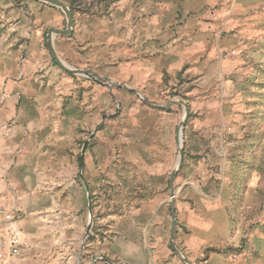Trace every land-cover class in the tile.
<instances>
[{"label":"crops","instance_id":"0c3cea01","mask_svg":"<svg viewBox=\"0 0 264 264\" xmlns=\"http://www.w3.org/2000/svg\"><path fill=\"white\" fill-rule=\"evenodd\" d=\"M58 1L74 27L57 54L116 85L56 64L62 8L0 0V202L6 233L22 231L0 264H187L174 247L191 264H264L225 179L232 67L264 0Z\"/></svg>","mask_w":264,"mask_h":264},{"label":"rangeland","instance_id":"374dc122","mask_svg":"<svg viewBox=\"0 0 264 264\" xmlns=\"http://www.w3.org/2000/svg\"><path fill=\"white\" fill-rule=\"evenodd\" d=\"M262 12L259 29L232 67L236 68L231 76L236 91L231 87L229 98L239 102L230 104L234 117L225 124V179L242 182L235 188L246 197L235 205L239 222L264 235V6Z\"/></svg>","mask_w":264,"mask_h":264},{"label":"water","instance_id":"95a60500","mask_svg":"<svg viewBox=\"0 0 264 264\" xmlns=\"http://www.w3.org/2000/svg\"><path fill=\"white\" fill-rule=\"evenodd\" d=\"M42 2H46L49 4H52L54 6H58L60 8H62L66 15H67V20H68V26L66 28V30H53L52 34L49 36L48 38V48H49V52L51 54V56L53 57V59L55 60L56 64L63 69L65 72L72 74V75H76V76H80V77H85V78H90L93 79L97 82L103 83L104 81H106L107 83L113 84L109 79L107 78H102L100 77L97 73L93 72V71H85V70H78L75 69L74 67L70 66L69 64H67L64 60H62L60 58V56L57 54L55 47H54V40L57 36L60 37H68L71 35L72 33V29L74 27V19H73V14L70 11V9L63 3H61L58 0H39ZM116 85V84H113ZM181 104L184 107V114H183V120L181 122L180 128H179V132H178V138H179V146H180V158H179V166L182 164L183 162V131H184V126L186 124V121L189 117V109L186 106V104L184 102H181ZM175 174H173L172 176V181L174 178ZM173 183V182H172ZM172 197H174V194L172 193ZM173 221H172V228H171V236H170V243L171 245L174 247V236H175V226H176V218H175V214L173 213L172 215ZM176 253L187 263V264H191V262H189L187 259L184 258V256L182 255V253L176 249L174 247Z\"/></svg>","mask_w":264,"mask_h":264},{"label":"built area","instance_id":"2783aa9c","mask_svg":"<svg viewBox=\"0 0 264 264\" xmlns=\"http://www.w3.org/2000/svg\"><path fill=\"white\" fill-rule=\"evenodd\" d=\"M15 215V212L10 211L0 202V263L7 251L13 256L20 252L22 231L15 229L6 233L5 229V225L13 221Z\"/></svg>","mask_w":264,"mask_h":264},{"label":"trees","instance_id":"16d2710c","mask_svg":"<svg viewBox=\"0 0 264 264\" xmlns=\"http://www.w3.org/2000/svg\"><path fill=\"white\" fill-rule=\"evenodd\" d=\"M236 171H237V173L239 172V168L238 167H236ZM238 181L239 182H238V186L237 187H241L242 186V182L240 180H238ZM239 252H241V250H239Z\"/></svg>","mask_w":264,"mask_h":264}]
</instances>
